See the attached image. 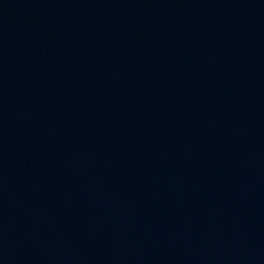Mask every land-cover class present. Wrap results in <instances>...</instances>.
Masks as SVG:
<instances>
[{"label":"water","instance_id":"obj_1","mask_svg":"<svg viewBox=\"0 0 264 264\" xmlns=\"http://www.w3.org/2000/svg\"><path fill=\"white\" fill-rule=\"evenodd\" d=\"M0 264H264V0H0Z\"/></svg>","mask_w":264,"mask_h":264}]
</instances>
